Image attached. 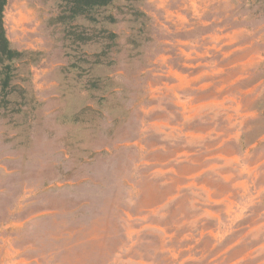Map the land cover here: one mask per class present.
Masks as SVG:
<instances>
[{
    "label": "rangeland",
    "instance_id": "1",
    "mask_svg": "<svg viewBox=\"0 0 264 264\" xmlns=\"http://www.w3.org/2000/svg\"><path fill=\"white\" fill-rule=\"evenodd\" d=\"M1 14L0 264H264V0Z\"/></svg>",
    "mask_w": 264,
    "mask_h": 264
},
{
    "label": "trees",
    "instance_id": "2",
    "mask_svg": "<svg viewBox=\"0 0 264 264\" xmlns=\"http://www.w3.org/2000/svg\"><path fill=\"white\" fill-rule=\"evenodd\" d=\"M77 3H81L82 0H75ZM86 1V5L89 8L95 7V6H103L108 4L111 0H85ZM5 3V0H0V58L4 55V56H10L13 54V51H11L8 48V41L5 37L4 34V30H3V26L1 24V12L3 9V5ZM5 82V80H4Z\"/></svg>",
    "mask_w": 264,
    "mask_h": 264
}]
</instances>
